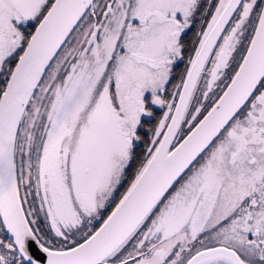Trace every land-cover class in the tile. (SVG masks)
I'll return each mask as SVG.
<instances>
[{"label": "snow or ice", "instance_id": "obj_1", "mask_svg": "<svg viewBox=\"0 0 264 264\" xmlns=\"http://www.w3.org/2000/svg\"><path fill=\"white\" fill-rule=\"evenodd\" d=\"M0 264H264V0H0Z\"/></svg>", "mask_w": 264, "mask_h": 264}]
</instances>
